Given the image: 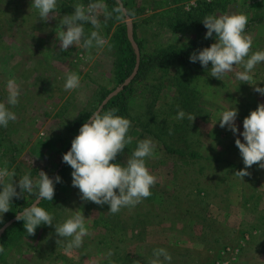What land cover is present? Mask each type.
<instances>
[{
    "label": "rangeland",
    "instance_id": "rangeland-1",
    "mask_svg": "<svg viewBox=\"0 0 264 264\" xmlns=\"http://www.w3.org/2000/svg\"><path fill=\"white\" fill-rule=\"evenodd\" d=\"M89 2L57 0L56 18L45 22L31 8L32 0H0V103L17 117L6 128L0 126V168L6 165L15 172L17 184L26 173L36 179L44 171L52 178L76 137L67 124L84 111H97L100 90L115 86L114 55L103 21L101 35L107 43L103 50L91 51L92 60L75 45L61 51L57 39L63 16L74 13V4ZM124 3L132 14L127 23H136L142 53L153 54L197 35L170 26L169 0ZM233 13L248 17L246 34L252 37V51L264 50V0H229L214 15ZM113 22L110 35L121 23ZM84 28L86 35L93 30L90 23ZM210 69L211 63L205 69L198 62L180 75L189 85L187 92H195L189 96L179 94L177 81L157 68L136 83L127 117L133 142L113 162L126 163L137 142L150 138L156 158L146 164L157 177L150 197L111 214L109 205L81 199L69 167L55 186L47 211L54 224L76 212L84 215L89 234L82 247L65 252L64 243H57L54 225L38 226L29 236L22 224L4 246L0 264H148L156 248L169 252L170 264H264V169L257 164L244 178L234 175L245 168L235 140L243 142V121L264 103V95L235 78L242 66H235L224 80L211 77ZM69 72L80 77L75 91L64 89ZM251 74L253 83L264 87V62ZM10 79L20 90L16 106L7 103ZM234 108L237 134L219 123L221 113ZM179 110L186 113L184 119L176 118ZM189 114L195 120H189ZM167 146L185 154L169 152ZM23 198L29 204L36 200L35 195ZM8 217V212L3 214L0 234L14 221Z\"/></svg>",
    "mask_w": 264,
    "mask_h": 264
},
{
    "label": "clouds",
    "instance_id": "clouds-1",
    "mask_svg": "<svg viewBox=\"0 0 264 264\" xmlns=\"http://www.w3.org/2000/svg\"><path fill=\"white\" fill-rule=\"evenodd\" d=\"M57 0H32L31 8L37 10L40 20L45 22L56 18ZM74 13L65 15L59 22L60 31L57 39L61 51H67L75 45L89 53L88 60H92L93 49L103 50L106 45L101 35L102 21L115 18L124 21L131 17V13L123 7L121 0H116L111 11L104 0H90L87 5L76 3ZM103 17V20L101 19ZM202 22L207 29L206 39L215 33L216 42L210 47L197 50L190 56V61H197L207 69L211 63L210 76L224 80L227 73L233 72L235 66H242L241 71L235 72V78L242 83L254 86V91L264 95V87L253 83L252 71L264 62V50L252 51V37L246 34L248 17L243 13L206 15ZM90 23L92 31L85 33L84 25ZM67 26V30L65 29ZM110 47V46H109ZM80 87V77L75 72L66 74L64 89L75 91ZM8 100L11 106L19 103L20 90L16 82H7ZM179 108V106H177ZM118 109L109 111L97 110L90 119L79 129V134L72 140L71 149L63 155V162L73 171L72 186L79 189L81 199L97 205H109L111 214L119 213L123 208H134L144 199L152 195L151 188L157 183V177L147 167L148 159L156 158L155 143L150 138L141 139L135 149L126 159V163L113 162L124 152L127 145L132 144L133 138L128 134L131 121L117 115ZM186 113L178 111L177 119H184ZM238 111L236 108L227 109L221 113L220 127H225L234 134L239 133L236 125ZM16 114L9 110L5 103H0V126L7 127L10 121L16 120ZM189 120H195L190 114ZM243 142L237 138L235 144L243 158L245 168L236 171L234 175L244 178L250 175L248 168L257 165L264 169V103L243 121ZM15 172H10L5 165L0 168V221L3 214L11 210L13 198L35 195L36 200L30 207L23 208L17 213L16 219L24 222V229L29 236L34 235L38 226H55V233L59 237L57 243H64V251L71 252L83 245L84 237L89 234L85 224V217L79 212L74 213L62 223L54 224V216L40 207L41 200L53 201L55 184L61 182V177L55 180L44 171H39L36 179L30 173L19 178L18 184L14 180ZM19 188V191H17ZM5 250L0 246V253ZM109 252L108 256L111 257ZM172 257L165 248L153 249V256L148 264H165Z\"/></svg>",
    "mask_w": 264,
    "mask_h": 264
},
{
    "label": "trees",
    "instance_id": "trees-1",
    "mask_svg": "<svg viewBox=\"0 0 264 264\" xmlns=\"http://www.w3.org/2000/svg\"><path fill=\"white\" fill-rule=\"evenodd\" d=\"M121 1L123 7L128 10L126 7L127 4L124 3V0ZM182 1L183 0H169L170 5H172L170 12L173 14V20L171 21L172 23L170 26H172L175 30H178L182 27L184 30H193L197 34L196 37L188 41H181L174 47L161 48L156 53L145 54L142 53V48L137 37L136 23L133 22L132 38L140 51L139 64L136 72L134 71L138 63L137 49L130 38L127 21H121V23L117 25L116 29L111 35L110 32L112 25L114 24L113 21H116V19L113 18L107 21L105 26V36H110L109 45L114 55L113 73L115 86L111 89L104 87L100 90V104L102 106L100 105L101 108L99 110L106 112L115 108L118 109V112L116 113L117 115L123 116L125 118L129 117L131 101L135 94L136 83L145 79L149 75V71L155 68L161 70L164 75H169L170 77L172 76L171 78L177 81L176 84H178L177 86L179 87V94L183 96H189L187 94L191 93L195 94V92L192 91L193 89L190 92H187L189 90V85L187 83L185 84V79H183V82L179 77L180 75L184 76V72L187 70V67L194 64L190 61V56L194 52L197 50H202L204 47H210L211 44L215 43L216 41L215 33L213 34L212 38H205L207 29L204 26L202 19L206 15L214 14L219 7H225L229 0H214L212 2L200 0L197 6L190 10L185 9V5L181 3ZM104 3L107 5L108 10L111 11L116 4V0H104ZM203 34H205V37L202 36ZM198 62L199 61L195 63ZM117 88H119V90L115 92ZM111 93L113 94L107 100V102L102 104ZM92 114L93 112L91 113L88 111L80 113L75 120L70 121V123L67 124L69 125L68 130L72 131L74 135L77 136L79 134V129L90 119ZM167 150L169 152L185 154L184 151L172 148L170 146H167ZM194 156H196L195 153ZM69 167L70 166L64 162L62 165L60 164L56 176L63 178ZM56 185L57 183L55 186ZM49 203L50 201L48 200H41L39 206L45 210H48ZM30 204L26 203L23 197L17 198L14 202H12L11 210L8 212V220L15 218L17 213L22 211L23 208L28 207ZM22 224L24 226L23 221H18L15 219L8 226H6L0 234V246L4 248L12 233L18 231ZM1 255L2 253H0V258Z\"/></svg>",
    "mask_w": 264,
    "mask_h": 264
},
{
    "label": "water",
    "instance_id": "water-1",
    "mask_svg": "<svg viewBox=\"0 0 264 264\" xmlns=\"http://www.w3.org/2000/svg\"><path fill=\"white\" fill-rule=\"evenodd\" d=\"M122 2V1H121ZM125 8V7H124ZM128 27H129V34H130V38H131V40H132V42H133V44H134V46L136 47V51H137V55H138V63H137V66H136V69H135V71L134 72H136L137 71V67H138V64H139V56H140V51H139V48H138V46H137V44L135 43V41L133 40V38H132V32H133V30H132V24L131 23H129L128 24ZM133 76V75H132ZM132 78V77H131ZM119 90V88H117L116 90H115V92L116 91H118ZM113 93H111V94H109V96L107 97V99L105 100V101H103V103L102 104H104V103H106L107 102V100L111 97V95H112ZM102 106V105H101ZM101 106L97 109V110H99L100 108H101ZM56 175H57V172L55 173V175L52 177L53 179L56 177ZM16 219V217L14 218V220ZM10 224V223H9ZM4 229H2V231H3Z\"/></svg>",
    "mask_w": 264,
    "mask_h": 264
},
{
    "label": "built area",
    "instance_id": "built-area-1",
    "mask_svg": "<svg viewBox=\"0 0 264 264\" xmlns=\"http://www.w3.org/2000/svg\"><path fill=\"white\" fill-rule=\"evenodd\" d=\"M199 1L200 0H186L185 3H184L185 9L190 10V9L196 7ZM205 1L206 2H212L214 0H205ZM250 1H252L253 3H255V2H257V3L262 2V0H250Z\"/></svg>",
    "mask_w": 264,
    "mask_h": 264
}]
</instances>
